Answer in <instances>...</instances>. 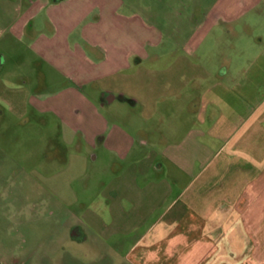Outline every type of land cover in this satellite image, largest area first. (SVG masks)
<instances>
[{
    "label": "crops",
    "instance_id": "crops-1",
    "mask_svg": "<svg viewBox=\"0 0 264 264\" xmlns=\"http://www.w3.org/2000/svg\"><path fill=\"white\" fill-rule=\"evenodd\" d=\"M70 1L29 0L25 19H38L28 49L56 71L32 80L29 109L57 123L82 165L85 151L98 165L106 212L96 207L93 235L70 223L71 243L120 228L135 234L131 264H264V0H176L193 7L176 11L158 43L126 48L91 44L81 19L63 22ZM4 81L0 101L19 110L24 86ZM0 264L27 262L0 251Z\"/></svg>",
    "mask_w": 264,
    "mask_h": 264
},
{
    "label": "rangeland",
    "instance_id": "rangeland-1",
    "mask_svg": "<svg viewBox=\"0 0 264 264\" xmlns=\"http://www.w3.org/2000/svg\"><path fill=\"white\" fill-rule=\"evenodd\" d=\"M28 1L0 0V54L5 60L0 79L4 77L11 88L24 86L18 91L15 108L19 110L0 101V251L18 262L26 259L27 264H54V257L57 264H131L126 253L135 234L126 236L125 229H102L101 242L94 245L88 241L82 248L69 240L67 226L74 222L83 223V230L93 235L89 222L95 221L96 207L101 205L106 212L105 204H96L98 165L92 161L93 152H83L86 166L82 165L75 156L80 151L62 142L57 123L29 109L32 80L54 76L56 71L36 62L34 52L28 49L37 36L34 24L37 26L38 21L25 19ZM175 1L71 0L59 13L67 25L81 19L80 30L91 44L138 47L145 42L158 43L161 30L174 27L176 11L188 12L193 7ZM115 8L119 16L113 22L118 23L117 28L111 20ZM126 14L131 15V21H126ZM45 15L40 17L47 25L42 30L51 36L54 18ZM59 42L63 40L59 41L57 33L54 44ZM122 86L125 89L126 85ZM149 104L153 106L154 101ZM150 110L153 108L148 109L149 114ZM174 120V116H167L168 125ZM117 230L120 232L114 234Z\"/></svg>",
    "mask_w": 264,
    "mask_h": 264
}]
</instances>
